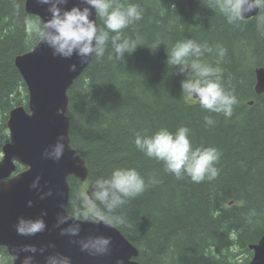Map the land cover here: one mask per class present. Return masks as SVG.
Instances as JSON below:
<instances>
[{
  "label": "trees",
  "instance_id": "obj_1",
  "mask_svg": "<svg viewBox=\"0 0 264 264\" xmlns=\"http://www.w3.org/2000/svg\"><path fill=\"white\" fill-rule=\"evenodd\" d=\"M25 2L0 0V149L10 111L28 109L15 58L40 41L35 28L42 23L26 13ZM121 2L143 10V19L123 33L138 38L136 51L121 61L109 60V54L114 56L110 34L105 56L94 57L69 91L71 145L86 161L89 177L85 183L70 179L68 212L75 218L90 214L84 196L91 195L95 179L115 168H135L159 183L112 213L100 208L124 220L116 228L139 249L142 264H248L253 256L249 246L264 235V94H255V69L264 67L259 12L230 25L209 0ZM26 16L33 30L26 28ZM98 28H103L100 21ZM189 39L212 49L202 60L221 69L222 85L237 97L230 117L209 113L183 94L181 82L196 78L192 58L183 72L167 60L176 42ZM220 48L226 55L217 65ZM205 116L214 125L207 126ZM181 126L190 129L194 148L220 152L215 179H177L162 162L135 148L137 133L151 136L162 127L175 132ZM237 249L248 255L244 263L234 255ZM0 264H11L5 248H0Z\"/></svg>",
  "mask_w": 264,
  "mask_h": 264
},
{
  "label": "water",
  "instance_id": "obj_2",
  "mask_svg": "<svg viewBox=\"0 0 264 264\" xmlns=\"http://www.w3.org/2000/svg\"><path fill=\"white\" fill-rule=\"evenodd\" d=\"M87 7L82 0H68L67 9ZM48 5L26 0V13L36 16L41 23L47 20ZM248 14L246 19L257 15ZM96 20L95 10H92ZM98 24V22H97ZM93 56L82 62L79 56L70 59L54 56L47 45L39 43L30 52L15 58V66L28 91V109L13 108L8 116L9 141L2 147L0 159V248L12 256L19 253L15 264L25 257H33L32 264H46L52 255L70 257L71 264H142L140 251L116 227L103 223L77 220L68 212L71 197L70 179L87 181L89 170L86 161L71 145V122L68 116L69 91L75 81L91 64ZM75 65L76 70L71 71ZM255 92L264 94V67L255 69ZM253 104V102H250ZM63 144L59 160L51 156L54 147ZM18 165L23 170L17 172ZM35 185V186H33ZM43 220L46 228L34 236H21L16 231L19 220ZM66 222H61L65 220ZM79 223L78 235L62 234ZM103 236L110 238V253L93 256L81 250V242ZM26 246L37 251L21 252ZM249 249L253 257L248 264H264V235ZM131 258V259H130Z\"/></svg>",
  "mask_w": 264,
  "mask_h": 264
},
{
  "label": "clouds",
  "instance_id": "obj_3",
  "mask_svg": "<svg viewBox=\"0 0 264 264\" xmlns=\"http://www.w3.org/2000/svg\"><path fill=\"white\" fill-rule=\"evenodd\" d=\"M35 2L49 6L48 19L43 21L42 26L36 27L35 31L40 42L47 45L54 56L70 59L76 55L82 62L93 55L96 59L103 58L110 34H113L111 44L114 56L109 54V60L121 61L125 54L132 55L139 45L138 38L132 39L123 35L124 30L143 19V10L138 4L125 3L121 0H82L87 7L77 6L67 9L64 6L67 5L68 0H35ZM209 3L230 25L246 20L248 14L257 9L259 14L256 19L258 23H264V0H209ZM93 9L96 20L91 18ZM98 21L103 23V28H98ZM24 24L28 30H33L34 25L30 17L24 18ZM261 35L264 36V31ZM159 45L157 40L154 46L157 48ZM211 51L207 44H200L191 39L178 41L169 51L167 63L170 66H180L183 72L188 66L189 59L192 58L191 68L196 78L181 82L183 94H186L189 100L198 102L199 106L209 113L230 117L238 100L222 85L221 69L203 62L204 54ZM225 55L226 50L220 48L217 65L224 60ZM75 70L73 65L71 71ZM204 121L207 126L215 123L211 116H205ZM189 136L190 129L186 126L177 128L175 132L162 127L151 136L137 133L134 145L146 157L162 162L165 172L177 179L187 176L193 183L215 179L218 175L215 165L220 159V152L215 147L194 148ZM63 150V144L58 143L51 156L59 160ZM93 183L91 195L84 196L93 211L90 214L77 216L76 219L103 223L108 227H120L124 224V220L117 215L105 214L100 205L107 209L108 213H112L159 181L153 176L145 179L135 168H115L109 176L96 178ZM61 222H66V219ZM45 228L43 220L21 218L16 231L21 236H34L43 232ZM79 232L80 225L77 223L65 229L62 234L75 236ZM110 245V238L99 236L82 241L81 250L93 256H105L110 253ZM20 251L35 253L37 249L26 246ZM19 258V253L12 256L14 264ZM32 262L33 257L28 256L24 258L22 264H32ZM46 264H71V259L57 254L47 257Z\"/></svg>",
  "mask_w": 264,
  "mask_h": 264
},
{
  "label": "rangeland",
  "instance_id": "obj_4",
  "mask_svg": "<svg viewBox=\"0 0 264 264\" xmlns=\"http://www.w3.org/2000/svg\"><path fill=\"white\" fill-rule=\"evenodd\" d=\"M0 119H1V116H0ZM4 136H5L4 142H6L9 139L8 131H7V134H4ZM234 255H236V258L241 259L240 263H244L245 259L248 256L246 253H244V251H239L238 249L234 251Z\"/></svg>",
  "mask_w": 264,
  "mask_h": 264
},
{
  "label": "bare ground",
  "instance_id": "obj_5",
  "mask_svg": "<svg viewBox=\"0 0 264 264\" xmlns=\"http://www.w3.org/2000/svg\"><path fill=\"white\" fill-rule=\"evenodd\" d=\"M7 131H8V128H7ZM6 143H7V141L3 143L2 147H3L4 144H6ZM2 147H1V149H0L1 151H2ZM23 169H24V168H23ZM252 257H253V256H252ZM251 259H252V258H251ZM250 261H251V260H250ZM250 261H249V262H250ZM249 262H248V263H249Z\"/></svg>",
  "mask_w": 264,
  "mask_h": 264
},
{
  "label": "flooded vegetation",
  "instance_id": "obj_6",
  "mask_svg": "<svg viewBox=\"0 0 264 264\" xmlns=\"http://www.w3.org/2000/svg\"><path fill=\"white\" fill-rule=\"evenodd\" d=\"M1 156V155H0ZM2 157V156H1ZM1 157H0V159H1ZM11 259V258H10Z\"/></svg>",
  "mask_w": 264,
  "mask_h": 264
}]
</instances>
